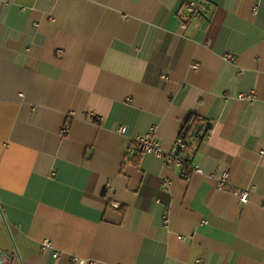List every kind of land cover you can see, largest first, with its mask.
I'll return each instance as SVG.
<instances>
[{"label":"crops","instance_id":"0c3cea01","mask_svg":"<svg viewBox=\"0 0 264 264\" xmlns=\"http://www.w3.org/2000/svg\"><path fill=\"white\" fill-rule=\"evenodd\" d=\"M152 131L165 151L186 133L202 173L128 157ZM224 171L248 204L218 191ZM0 250L264 264V0H0Z\"/></svg>","mask_w":264,"mask_h":264},{"label":"built area","instance_id":"2783aa9c","mask_svg":"<svg viewBox=\"0 0 264 264\" xmlns=\"http://www.w3.org/2000/svg\"><path fill=\"white\" fill-rule=\"evenodd\" d=\"M206 12L205 5L203 3L191 4L189 6V12L184 16L182 20V25L184 28H187L189 23L197 17L203 16ZM229 60L233 61L232 56L226 57ZM164 79H168V77L164 76ZM240 100H254L255 95H239ZM128 132L127 127L121 126L118 129V133L121 135H126ZM187 142L185 139V134L182 133L175 141L174 147L170 151H165L156 138L154 132H150L146 135H139L133 139L132 146L128 148V157H133L137 154L140 155H154L156 157L162 158L166 164L174 166L176 168H180L182 170V176L184 178H189L192 174H200L202 173V169L193 165L191 160L182 157L181 152L187 149ZM213 178L216 182V188L218 191H229L233 195H235L239 201L246 205L249 203L251 190L250 189H242L237 188L230 182V175L228 171H224L222 173L214 174ZM167 186V185H166ZM117 207V205H114ZM165 224H168V220H165ZM44 249H52V243L50 240H45L43 242ZM59 253H55L54 257H59ZM75 262H78V259H74Z\"/></svg>","mask_w":264,"mask_h":264},{"label":"water","instance_id":"95a60500","mask_svg":"<svg viewBox=\"0 0 264 264\" xmlns=\"http://www.w3.org/2000/svg\"><path fill=\"white\" fill-rule=\"evenodd\" d=\"M201 128H202V125H199L197 130H196V134H198L201 131ZM7 256H10V255H8L7 253H3L0 250V263H2L3 259H5Z\"/></svg>","mask_w":264,"mask_h":264},{"label":"trees","instance_id":"16d2710c","mask_svg":"<svg viewBox=\"0 0 264 264\" xmlns=\"http://www.w3.org/2000/svg\"><path fill=\"white\" fill-rule=\"evenodd\" d=\"M180 17L182 18V20L184 19V17H183V16H180ZM185 139H186L187 146H188L186 150H188V149H189V147H190V144L188 143V140H187V139H188V135H187L186 133H185ZM186 150H185V151H186ZM134 157L136 158V157H138V156H134ZM186 159H189V158H186ZM167 203H168V201H167Z\"/></svg>","mask_w":264,"mask_h":264}]
</instances>
